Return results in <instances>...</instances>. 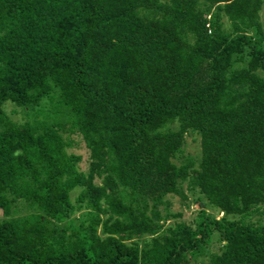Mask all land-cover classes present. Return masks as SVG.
Returning a JSON list of instances; mask_svg holds the SVG:
<instances>
[{
    "label": "trees",
    "instance_id": "16d2710c",
    "mask_svg": "<svg viewBox=\"0 0 264 264\" xmlns=\"http://www.w3.org/2000/svg\"><path fill=\"white\" fill-rule=\"evenodd\" d=\"M262 4L0 0V264H264Z\"/></svg>",
    "mask_w": 264,
    "mask_h": 264
},
{
    "label": "rangeland",
    "instance_id": "374dc122",
    "mask_svg": "<svg viewBox=\"0 0 264 264\" xmlns=\"http://www.w3.org/2000/svg\"><path fill=\"white\" fill-rule=\"evenodd\" d=\"M259 19L264 27V0L263 4L261 6V9L259 11ZM224 27H228L229 23L224 18ZM260 47L264 49V41L261 42ZM258 74L264 76L263 71H257ZM2 110L7 114V116L14 122L20 123L24 121H30L34 118L33 110H30L29 113H25V111L18 106H15L10 101H5L2 106ZM46 108V107H45ZM51 108L53 110V106L47 107L46 109ZM36 118L41 119L42 116H37ZM49 121V119H48ZM70 146L67 147V151L72 152L74 154H77L81 157V160L78 162V167L80 170H84L87 165V150L83 145V141L81 138L75 134L70 136ZM199 137L196 133L192 131H187L184 134L183 139V145H182V153L180 155L181 160L185 157H191L194 161H197L200 154V148H199ZM77 188L73 189L71 192V199H73V196L77 193ZM186 199L181 200L179 196L177 195H168L166 197L167 201L169 202L168 209L172 213H180L179 216L170 219V222H185L194 224V221L196 219V213L199 209L198 206V200H203L202 197L196 192H187L185 191ZM18 212L17 214H25L29 211L28 208L25 207L24 204H18ZM219 216V215H218ZM263 218V216H262ZM220 243L217 240V234L213 233V236L211 237V240L208 245H206V249H204L201 253L196 255L193 259L190 260V264H197L199 262H206L208 261V257L210 252H218L220 248Z\"/></svg>",
    "mask_w": 264,
    "mask_h": 264
},
{
    "label": "built area",
    "instance_id": "2783aa9c",
    "mask_svg": "<svg viewBox=\"0 0 264 264\" xmlns=\"http://www.w3.org/2000/svg\"><path fill=\"white\" fill-rule=\"evenodd\" d=\"M205 27H206V32L209 33L210 32V29H209L208 24H205Z\"/></svg>",
    "mask_w": 264,
    "mask_h": 264
}]
</instances>
